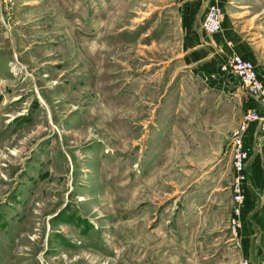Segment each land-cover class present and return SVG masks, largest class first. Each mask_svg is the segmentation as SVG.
<instances>
[{
  "label": "rangeland",
  "instance_id": "rangeland-1",
  "mask_svg": "<svg viewBox=\"0 0 264 264\" xmlns=\"http://www.w3.org/2000/svg\"><path fill=\"white\" fill-rule=\"evenodd\" d=\"M200 1L0 0V264H264V134L235 234L255 100L219 76L243 52L264 79V0H211L215 35ZM195 22L216 54L189 61Z\"/></svg>",
  "mask_w": 264,
  "mask_h": 264
},
{
  "label": "built area",
  "instance_id": "built-area-1",
  "mask_svg": "<svg viewBox=\"0 0 264 264\" xmlns=\"http://www.w3.org/2000/svg\"><path fill=\"white\" fill-rule=\"evenodd\" d=\"M222 23V8L211 1L202 22V29L208 35H215L221 31ZM219 76H222L227 84L237 86V90H242L241 92L244 95L257 101L264 108V81L253 62L245 59L240 54L228 56L220 62ZM252 123L259 124L260 134H264V113L257 109H251L245 114V121L236 131L232 141L234 167L237 171L236 184L233 189L235 203L238 204L232 221V230L235 234L240 229V209L245 200L242 183H246L248 179L249 161L245 149V135ZM243 264L248 263L244 262Z\"/></svg>",
  "mask_w": 264,
  "mask_h": 264
},
{
  "label": "crops",
  "instance_id": "crops-1",
  "mask_svg": "<svg viewBox=\"0 0 264 264\" xmlns=\"http://www.w3.org/2000/svg\"><path fill=\"white\" fill-rule=\"evenodd\" d=\"M209 1H211V0H201L200 2H202V3H206V7H204V16H205V14H206V11H207V8H208V4L210 3ZM207 2H209V3H207ZM220 2H222V3H224V2H226V0H220ZM191 10V9H190ZM195 20V19H194ZM202 22V21H201ZM191 26V27H190ZM198 29H201V27H200V25L198 24L197 25V23L195 22V24L192 26V24H189L188 26H187V35H186V43L188 44V46L190 45V44H194V43H197L195 46H197V45H199V46H201V47H203L204 49L203 50H201V51H199V52H197V53H195V54H188V55H186L185 57L190 61V60H193V57L194 56H198V54H199V57H202L203 56V52L205 53V54H208L210 51L212 52V53H215L216 54V50H215V48H213L211 45H208V41H209V39H207V38H205V37H201L199 34H198V32H197V30ZM232 39L231 40H233V42L235 41V39H234V33L232 34V37H231ZM217 40V39H216ZM213 45V44H212ZM190 47V46H189ZM188 48V47H187ZM224 48V47H223ZM239 48V47H238ZM241 48L242 47H240L238 50H241ZM226 50V49H225ZM244 54V55H243ZM248 54H246V53H241V56L242 57H244L245 59H248V60H251V59H249L248 57L249 56H247ZM204 68H206V67H204ZM259 73H260V71H259ZM263 81H264V79H262ZM213 85L215 86V88H217L218 87V89L220 88V87H223V86H221L222 84L219 82V81H214V83H213ZM237 91H240V89H238ZM259 103L256 101H252V102H245V108H246V111H248V110H251V109H256V108H254L253 106H257L258 108H260V109H262L263 110V113H264V108L259 104ZM262 110H261V112H262ZM252 129H254V126L253 127H251V129H250V131H252ZM249 131V132H250ZM250 138V136L248 137V139ZM254 147H255V145L252 143V141H251V145H250V147H249V150H250V152H254ZM251 164H249L248 165V170H249V174H251V172H250V169H251V166H250ZM263 170L264 169V167L262 168V167H260L259 165L257 166V168H256V170H258V172L260 171V173H262V171L261 170ZM256 170H253L252 171V173L254 174V180L256 181L255 183H254V185H253V183H251L250 185H251V188H252V191L250 190L251 188L250 187H246V191H247V193H248V197L249 198H252V196L253 197H255L256 195H260V193H259V191H258V189L259 188H257L258 187V185H257V182H258V178H255L256 177ZM252 178H253V175L251 176V180H252ZM250 188V189H249ZM250 204V201H249V203L247 204V206H246V208H245V213H247V216L246 217H250V215H251V221H253V223H252V225H257L258 226V228H260L261 229V226H260V224H259V219H258V221L256 220V214L257 213H254L255 211H254V208L252 209V207L249 205ZM251 212L253 213V214H251ZM249 213H250V215H249ZM254 231V230H253ZM254 235H256L255 233H254ZM245 246H247V242H246V240H245ZM249 246H250V244H249ZM255 248V247H254ZM263 258H264V256H263ZM263 258H261V263H263ZM249 264H250V262H249Z\"/></svg>",
  "mask_w": 264,
  "mask_h": 264
}]
</instances>
